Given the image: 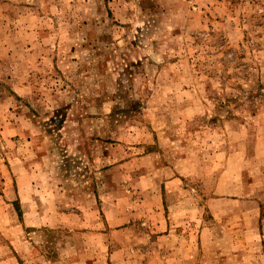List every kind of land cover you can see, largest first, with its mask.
Here are the masks:
<instances>
[{"label": "rangeland", "instance_id": "374dc122", "mask_svg": "<svg viewBox=\"0 0 264 264\" xmlns=\"http://www.w3.org/2000/svg\"><path fill=\"white\" fill-rule=\"evenodd\" d=\"M0 264H264V0H0Z\"/></svg>", "mask_w": 264, "mask_h": 264}]
</instances>
